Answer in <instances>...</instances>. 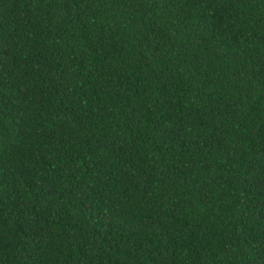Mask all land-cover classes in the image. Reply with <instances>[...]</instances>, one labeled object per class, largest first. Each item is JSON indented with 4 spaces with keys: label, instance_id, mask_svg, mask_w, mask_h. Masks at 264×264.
Wrapping results in <instances>:
<instances>
[{
    "label": "trees",
    "instance_id": "16d2710c",
    "mask_svg": "<svg viewBox=\"0 0 264 264\" xmlns=\"http://www.w3.org/2000/svg\"><path fill=\"white\" fill-rule=\"evenodd\" d=\"M0 264H264V0H0Z\"/></svg>",
    "mask_w": 264,
    "mask_h": 264
}]
</instances>
